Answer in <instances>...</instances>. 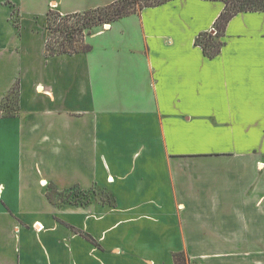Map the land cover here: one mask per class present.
Wrapping results in <instances>:
<instances>
[{
	"label": "crops",
	"instance_id": "1",
	"mask_svg": "<svg viewBox=\"0 0 264 264\" xmlns=\"http://www.w3.org/2000/svg\"><path fill=\"white\" fill-rule=\"evenodd\" d=\"M115 1L0 0V103L19 83L0 113V264H264V11L233 15L214 56L195 39L221 0L145 6L86 52L45 54L50 8ZM50 183L88 200L53 204Z\"/></svg>",
	"mask_w": 264,
	"mask_h": 264
},
{
	"label": "trees",
	"instance_id": "2",
	"mask_svg": "<svg viewBox=\"0 0 264 264\" xmlns=\"http://www.w3.org/2000/svg\"><path fill=\"white\" fill-rule=\"evenodd\" d=\"M165 1L167 0H118L105 6L84 11L83 12L84 14L87 13L89 14L91 12H97V13L92 14V16L83 17L82 23L89 26L100 24L101 22H104L106 20H109L110 21L109 23H111L112 21L116 20L119 17L127 15L131 12H135L137 9H141L145 6L158 5ZM221 1L224 2L225 6L223 11L219 14L218 18L214 23V27L217 30V32L214 35L210 33H202L195 39V43L201 45L203 51L208 56H214L220 51V48L222 46L221 36L224 33L225 26L228 20L233 15L241 11H251V10L264 11V0H221ZM50 13L51 12H47L46 15L47 19H49L48 16ZM52 14H56V16L60 17L61 19L59 20L60 24L63 23L62 21H65V18L68 15H71V14L61 15L59 12H52ZM56 20L57 18L55 17L53 21L55 22ZM66 28H68L69 30H66ZM47 29L54 33L59 30L60 36L58 37L60 38V40L56 41L57 46H53L49 42H46L45 44L46 55L86 52L90 49V45L85 43L82 40V38L78 44L74 43L77 42V40L74 38L75 34H73L74 33L73 26L66 27L64 25L59 29H54V28L52 29V27L49 26L48 24ZM201 37H206V39L202 40ZM18 93H19V83L15 82L11 87V89L9 90V92L4 97V99L2 100V102L0 103L1 106L4 102H6V107L9 108L8 114H14L16 111H18ZM73 189H75V187L69 190H60L54 184L50 183L47 185L46 188V196L51 203L56 205H63L65 203H71V204L83 203L80 201L71 200V196H72L71 191ZM82 191L83 193H86L88 196L89 193H87L85 190ZM101 198L104 202L107 201L108 203L112 204V199L108 192L101 190ZM173 258L175 264H188L189 261V258L185 255L184 252L174 253Z\"/></svg>",
	"mask_w": 264,
	"mask_h": 264
},
{
	"label": "rangeland",
	"instance_id": "3",
	"mask_svg": "<svg viewBox=\"0 0 264 264\" xmlns=\"http://www.w3.org/2000/svg\"><path fill=\"white\" fill-rule=\"evenodd\" d=\"M136 6V5H134ZM47 12H51L48 16L49 19H47V13L45 15V18H44V41H45V44L46 42H49L51 45L53 46H57V43L56 41L57 40H60V38L58 36H60V32L59 30L56 31L55 33L48 30L47 29V26L49 24V26L52 27V29H59L60 27H63L64 25L66 27H72L74 28V33L75 34L74 38L77 40V42H74V43H79L81 38L82 40L86 43V38L92 34L93 32H95L96 30H99V29H102V27L104 26V24H109V20H106L104 22H101L100 24H97V25H93V26H89V25H85L82 23V19L83 17H86V16H92V14H96L97 12H91V13H87V14H84L83 12H78L77 14H74L72 13L71 15H68L66 18H65V21H62L63 23H59V20L60 17L59 16H56V14H52V12H59L56 8L55 9H49V11ZM60 13V12H59ZM61 14V13H60ZM61 15H65V14H61ZM57 18V20L54 22V18ZM104 23V24H103ZM64 24V25H63ZM103 24V25H102ZM66 30H69L68 28H66ZM202 40H205L206 37H201ZM214 39V38H213ZM45 50V49H44ZM46 54V53H45ZM9 111V108L6 107V102H4L1 106H0V113H8ZM72 193V196H71V200H76V201H80V202H85L88 198H87V195L85 193H83V191L79 188H75L71 191ZM73 195H76V196H73Z\"/></svg>",
	"mask_w": 264,
	"mask_h": 264
},
{
	"label": "built area",
	"instance_id": "4",
	"mask_svg": "<svg viewBox=\"0 0 264 264\" xmlns=\"http://www.w3.org/2000/svg\"><path fill=\"white\" fill-rule=\"evenodd\" d=\"M104 26H105V24H104ZM211 31H212V34H215L217 32V30L215 28H212Z\"/></svg>",
	"mask_w": 264,
	"mask_h": 264
},
{
	"label": "bare ground",
	"instance_id": "5",
	"mask_svg": "<svg viewBox=\"0 0 264 264\" xmlns=\"http://www.w3.org/2000/svg\"><path fill=\"white\" fill-rule=\"evenodd\" d=\"M106 25V24H105Z\"/></svg>",
	"mask_w": 264,
	"mask_h": 264
}]
</instances>
